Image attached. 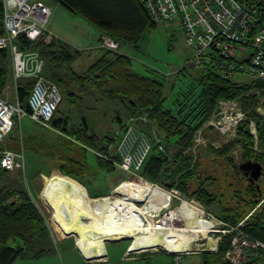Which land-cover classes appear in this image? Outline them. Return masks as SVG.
<instances>
[{"label":"trees","instance_id":"trees-1","mask_svg":"<svg viewBox=\"0 0 264 264\" xmlns=\"http://www.w3.org/2000/svg\"><path fill=\"white\" fill-rule=\"evenodd\" d=\"M58 1L100 29L98 47L100 54L81 71L76 68V63L85 52L64 40L54 38L50 43H45L42 39L32 42L24 34H20L17 37L20 47L25 50H37L40 53L45 60V75L57 84L60 91V87H64L70 99H76V92L70 88L77 85L79 87L78 95L91 87L111 99L127 103L133 114L131 118L140 116L145 110H149V121L142 123L140 128L151 139H154L155 135L160 136L165 141L168 152L173 147L174 162L169 164V154L162 155L154 149L140 171L141 176L150 182H160L161 178L165 176L161 182L164 186H177L185 194L195 196L208 205L218 203L221 208L218 213L216 212V215L219 218L230 225L239 223L251 209L264 199V175L259 181L251 182L239 168V164L248 159H257L264 165V116L255 110L250 113V118L257 124L260 150L254 149L255 140L250 133L249 122L245 121L239 126L237 137L233 141L218 149L209 147L206 151L207 154L210 153L224 159L229 166L228 170L231 169L233 174H228L234 181L229 184L227 192H219L220 188L217 186L215 181L217 178L214 175L201 172L200 167L203 160H199L197 166L195 165L196 168H191L186 151L191 146L195 131L208 119L219 99L247 95L242 98L245 105L249 101L255 104L256 96L249 92L253 88L264 87V82L254 79L240 82L231 79V77H224L215 71L205 73L203 70L189 65L185 66L186 69L182 66L175 78L182 80L184 77H191V82L180 87L169 104L168 93L174 87L171 85L170 76L151 69L147 73L137 72L130 55L120 52L119 48L111 50L101 45L103 36H110L119 43V47L121 43L140 46L146 31L158 23L153 20L148 9L140 0ZM3 19L4 6L3 1L0 0V35L4 33ZM187 67L191 69H187ZM47 68L51 70L49 75ZM11 71L10 51L6 47H0V96L3 95ZM33 86L32 78H22L18 81L17 97L28 113L31 112L29 96ZM166 101H168V105ZM56 112L51 120V125L63 133H68L81 145L59 140L48 146L47 150L51 155L59 158L60 164L57 168L64 173L63 175L73 177L82 183L85 175H92L84 157L87 148H92L100 153L98 167L102 171L114 172L116 166L106 161L104 155L108 154V148L110 144L114 143L115 136L111 137L110 142L105 139L109 136L99 138L96 133L89 132L86 122H84V126L71 129L68 126L67 117L57 118ZM118 121L123 125V119L120 116ZM17 123L14 127H17ZM149 126H152L155 133L150 132L152 129H149ZM10 134L7 139H17V143L13 146L9 142L8 147L18 149L23 146L25 148L22 137L18 139ZM16 145L19 146L16 147ZM238 145L243 147L244 152L241 160L237 162L230 154ZM77 148L81 151L78 152ZM75 154L80 156L77 157ZM114 155L119 159L117 153ZM204 171L206 173V170ZM6 172L9 171L1 169L0 178ZM262 204V211L251 216L245 230L264 241V201ZM230 239L231 235L228 234L219 243L216 251L203 252V260L199 262L228 264L223 260V255L230 246ZM54 245L55 241L47 220L32 201L28 191L0 187V264H13L18 258L40 259L51 252ZM263 263L264 251L244 264Z\"/></svg>","mask_w":264,"mask_h":264},{"label":"built area","instance_id":"built-area-1","mask_svg":"<svg viewBox=\"0 0 264 264\" xmlns=\"http://www.w3.org/2000/svg\"><path fill=\"white\" fill-rule=\"evenodd\" d=\"M2 1L4 33L0 35V47H6L10 51L12 74L5 85L3 95L0 96V170L12 172L24 170L26 167L25 149L23 147L13 149L6 145L7 136L17 120L21 121L29 116L33 121L51 128V120L62 102V95L57 84L45 75V60L40 53L33 49H22L17 42L20 34H24L32 42L47 35L51 36L48 32V23L52 15L51 6L44 0ZM140 1L146 6L154 21L184 31L186 42L192 50V56L186 62V66L203 70L205 73L215 71L224 77L244 74L251 79L264 82V0ZM101 45L111 50L119 48V43L110 36H104ZM22 78L34 80L33 90L29 96L30 113L25 110L17 97L18 81ZM10 90L16 91L15 102L8 98ZM258 110L262 111L261 106H258ZM149 113V110H145L142 115L123 123L111 145L119 156V160L114 163L131 176L139 177L141 181H148L141 176L140 171L154 149L157 153L168 155L167 145L160 136L155 135L154 139H151L137 126L136 121L142 123L149 121ZM245 121L249 122L250 133L255 140L254 149H257V124L255 120L247 117L241 100L219 99L211 115L197 129L193 142L186 151L192 156L191 168L199 162L203 150L208 146L206 132H217L229 140L237 137V130ZM104 157L107 158V155ZM236 161L240 160L236 159ZM150 183L165 191L169 197L165 206L153 212L152 218L157 226L161 227L166 219H171L178 229L186 228V219L189 216L187 214L198 211L199 220L208 228L206 234L200 231L201 235L193 240L203 241L202 250L216 251L223 236L230 234V246L223 255L224 261L228 264H244L264 251V241L245 230L249 217L259 205L251 209L239 223L230 225L209 212L200 199L185 194L177 186L166 187L159 182ZM115 189L112 192H115ZM175 201L178 203L174 204ZM168 229L170 227L160 228L163 231ZM210 233L213 236L215 233L219 234L215 239H211L208 236ZM74 236L77 247L87 260L107 259L106 250L99 256L87 255L78 243L77 235ZM124 239L131 240L125 257L161 249L175 255L179 263L180 256L196 253L190 252V249L172 253L162 246L132 248L134 239L131 237ZM108 241L114 240H106ZM209 241L212 243L210 248Z\"/></svg>","mask_w":264,"mask_h":264},{"label":"rangeland","instance_id":"rangeland-1","mask_svg":"<svg viewBox=\"0 0 264 264\" xmlns=\"http://www.w3.org/2000/svg\"><path fill=\"white\" fill-rule=\"evenodd\" d=\"M45 1L49 3L52 8V16L48 23V28L52 30L54 34L56 33L58 39L64 40L67 43L73 45L75 48H78L85 52L83 54V57L76 63V68L83 71L93 61V59L100 54V49L98 48L100 29L94 23L90 22L79 13H75L69 10L62 4L56 3L52 0ZM41 39L45 41V43H50L54 38L50 35H47ZM119 51L127 53L132 57L134 69L137 72L147 73L149 69H151L157 70L162 74L171 77V85H174V87L173 89H170V92L168 93L169 104H171L170 102L173 101V97H175L176 91L183 85L191 82V77H184L182 78V80H177L175 78L178 70L182 67V65H184L183 68H185L186 62H188L189 58L192 56V50L186 42L184 31H182L178 27L167 26L163 23H157L155 27L149 28L146 31L139 47L131 44L121 43ZM190 67H187V69ZM50 72L51 70L47 68L48 75L50 74ZM231 79L240 82L252 80L250 77L239 73L234 74ZM60 88L63 96V101L59 105V109L56 112V117H67L69 122L68 126L71 129H73L74 127L78 128L84 126V122H86L90 133H96L99 138L109 136V138L105 139L110 142L111 137H114L116 132L122 126L120 124L121 122L118 121V117L120 116L123 119V123H126L133 116L132 111L127 103L120 102L116 99H111L103 93L95 89L93 90V88L91 87H88L87 90H85L86 92H81L80 95H78L77 92L79 91V87L77 85H73L70 89L76 92V99H70L68 97V92L66 91V89L64 87ZM263 88L264 87L253 88L249 92V94L256 96L255 104L249 101L245 105L242 98L246 97L247 95H241L240 97H238L247 112L248 118H250V113L252 110H255L258 114L264 116ZM8 98L11 99V101L15 102L16 91L10 90ZM166 104L168 105V101H166ZM258 106H261L262 111L258 110ZM17 122V127H14V130L10 134V136L17 137L18 139H20V137L23 138V145L25 146L24 149L26 155V167L24 170L6 172L2 176V178H0V187H3L5 189L13 188L17 190H27L32 198V201L45 216L51 230L53 229L54 231V228L57 230L54 231L55 235L66 238L56 243L57 247L55 246L57 251L56 254H59V264H166L173 261L175 255H169L161 249L159 251H151L149 253H145L142 256L139 255V257L136 258H131L133 260H125L123 256H125L127 252V247L131 241L130 239L106 242L108 261H86L77 248L74 233L72 235L64 234L63 230L56 224V222H58L66 229V227L62 223L63 221L56 214L51 204L46 201L42 195L47 183L51 179H64L65 176L63 174L54 172V169L58 167L60 162L58 157H54L53 155H51L49 150H47L48 146H50V144L54 142H58L59 140H65L66 143L73 142L75 145L79 144L78 146L81 145L74 137H72L68 133H63L60 129H57L52 125L51 128L44 127L39 123L33 121L29 116L23 118L21 121L18 119ZM140 123L142 125V121H140ZM141 125L139 127H141ZM148 128L152 129L150 130V132L155 133V130L152 128V126H149ZM219 136H221V134L216 133V135H211L209 132H206L208 145H211L213 142L218 143ZM235 138L236 137H233L227 142L229 143ZM9 142H11L10 144L14 146L17 143V139H6L7 146L10 145ZM222 144L224 143H221L220 146ZM17 146L19 145H16V147ZM257 146V149L260 150L259 143H257ZM173 149L174 148L172 147L168 152L169 164H173L174 162ZM77 151L79 152L81 151V149L79 150L77 148ZM108 151L109 152L107 154V158L104 159L116 166V170L112 173L104 172L98 167V156L100 155L98 151H94L92 148H87V150H85L84 157L91 170L92 176L90 177L91 174H89V176L85 175V179H83L82 181L87 185L90 195L103 194L102 196L98 197L91 196L94 199L102 198L107 195H111L114 198L118 195V193L115 194V192L112 191H114L116 186L120 185L122 182L128 180L141 181L139 177L131 176L129 173L121 170L118 165L114 163V161H118L119 159L114 155L115 151L113 147H111V144L108 148ZM243 152V147L239 145L235 147L230 155L233 156L235 161L236 159L241 160L240 157L242 156ZM75 155L77 157L80 156L77 154ZM190 156L191 154L188 152V163H191L192 156ZM211 156L212 154L210 153L207 155L206 150L203 151L202 156H200L203 159L200 170L204 174H211L217 178V180L215 181L217 182V186L220 188L218 189L219 192H227L229 189V184L234 181V179H232L230 177V174L228 173H233L231 169L228 170L229 166L225 163L224 159L216 155H213V157H215V159H213V157ZM196 166L194 168H196ZM204 170H206V173ZM164 177L165 176H163L162 178ZM162 178L159 183L162 182ZM121 189L122 188L118 189L117 192H120ZM177 203V201L174 202V204ZM203 203L206 205L205 207L209 212H211L215 217H218V215L216 214L220 211L221 208L218 203H214L211 205H208L205 202ZM138 205H144V203L142 204V202H138ZM258 205L259 206L252 215L256 214L259 211H262V202ZM53 211L57 217L53 215ZM251 216L248 220H250ZM218 234L219 233H215V235L213 236V234L210 233L208 236L211 239H215ZM225 236L226 235H224L223 238ZM202 242L203 241L200 240L196 242L193 241L190 246V252L196 253L183 255V259L188 262L197 261V263L200 260H203L202 253L205 252V250L203 251L201 248ZM136 246H138V243ZM49 258L53 259L54 257L49 256L46 259L45 257L40 259L18 258L17 261L14 262V264H46L45 261Z\"/></svg>","mask_w":264,"mask_h":264},{"label":"bare ground","instance_id":"bare-ground-1","mask_svg":"<svg viewBox=\"0 0 264 264\" xmlns=\"http://www.w3.org/2000/svg\"><path fill=\"white\" fill-rule=\"evenodd\" d=\"M115 192L118 195L114 198L93 199L83 184L64 176L51 179L42 195L63 221L66 233L78 235V243L90 256L104 253L106 240L125 237L134 239L132 248L162 246L171 251H185L201 235L200 231L207 233L198 211L187 214L186 228L178 229L171 219H166L161 227L170 229L160 230L152 218L153 212L165 206L169 197L149 181L128 180L116 187ZM53 214L56 216L54 211Z\"/></svg>","mask_w":264,"mask_h":264},{"label":"crops","instance_id":"crops-1","mask_svg":"<svg viewBox=\"0 0 264 264\" xmlns=\"http://www.w3.org/2000/svg\"><path fill=\"white\" fill-rule=\"evenodd\" d=\"M45 1V0H44ZM52 1H55L56 3H59V1L58 0H52ZM49 4V3H48ZM60 4V3H59ZM52 16V15H51ZM50 21V20H49ZM48 32H49V34H51V36L53 37V38H57V36H56V33L54 34L53 32H52V30H50L49 28H48ZM100 34H101V31H100ZM99 38H100V36H99ZM98 43H100V41L98 42ZM11 74H12V71H11ZM10 78H11V76H10ZM136 122H138V125L140 126L141 125V123H140V121H136ZM137 125V126H138ZM138 126V127H139ZM140 128V127H139ZM211 135H213V134H215L216 135V133L217 132H214V131H211V132H209ZM219 134V133H218ZM228 140H227V138L225 137V136H219V142L218 143H215V142H213L211 145H208L206 148L207 149H205L206 151L209 149V147H213V148H215V149H218V148H220V147H222L224 144H227L228 142H227ZM233 141V140H232ZM227 142V143H226ZM221 143H224V144H222L221 146H220V144ZM239 146V145H238ZM205 150H203V151H205ZM209 152V151H208ZM243 154V153H242ZM208 155V154H207ZM202 156V155H201ZM211 157H213V155L211 156ZM210 157V158H211ZM241 158H242V156H241ZM213 159H215V157H213ZM203 159L202 158H200V161H202ZM112 173V172H111ZM89 176V175H88ZM92 175H90V177H91ZM69 177V176H68ZM73 178V177H72ZM75 179V178H74ZM84 179H85V177H84ZM75 180H77V179H75ZM78 182H79V180H77ZM117 182V181H116ZM79 183H81V184H83L85 187H86V189H87V191H88V187H87V185L85 184V183H82V182H79ZM116 185V184H115ZM114 185V186H115ZM88 193H89V191H88ZM90 195V194H89ZM103 194H94V195H90V196H93V197H98V196H102ZM54 215V214H53ZM55 216V215H54ZM56 217V216H55ZM56 224L63 230V232H64V234L66 235L67 233H66V230H65V228L61 225V224H59L58 222H56ZM51 229V228H50ZM54 231H57L55 228H54ZM53 231V229L51 230V232H52V234H53V238H54V241H55V245H54V250L52 251V252H49V253H47L46 255H44L43 257H45V259L47 258V257H51V256H53L54 258L53 259H51V258H49V259H47L46 261H45V263L46 264H59V254H56V243H58V242H60V241H62V240H64V239H66V238H64V237H60V236H58V235H55V232ZM77 245V244H76ZM56 246V247H55ZM106 246V245H105ZM78 248V247H77ZM79 249V248H78ZM105 250H106V247H105ZM79 251H80V249H79ZM154 251H159V250H154ZM149 252H151V251H149ZM149 252H143V253H141V254H138V255H134V256H130V257H125V256H123V258L125 259V260H127V259H131V258H136V257H139V255H143V254H145V253H149ZM164 252H166L167 254H169V255H173V254H171V253H168L167 251H165L164 250ZM80 253H81V255H82V257L86 260V261H88V262H103V261H108V254H107V259H105V260H99V261H96V260H94V261H89V260H87L84 256H83V254H82V252L80 251ZM58 255V256H57ZM186 255V254H185ZM43 257H41V258H43ZM31 259H33V258H31ZM44 260V259H43ZM131 260H133V259H131ZM135 260V259H134ZM180 262L178 263L177 261H176V256L173 258V261H171L170 263H166V264H171V263H174V264H196L197 263V261H193V262H188V261H186L185 259H183V255L182 256H180ZM17 261V260H16ZM15 261V262H16ZM14 264V263H13Z\"/></svg>","mask_w":264,"mask_h":264},{"label":"water","instance_id":"water-1","mask_svg":"<svg viewBox=\"0 0 264 264\" xmlns=\"http://www.w3.org/2000/svg\"><path fill=\"white\" fill-rule=\"evenodd\" d=\"M239 168L241 171H243L245 176L249 177L248 179L251 182L259 181L260 179H262V177L264 175V165L262 162H260L257 159H248V160L242 161L239 164ZM54 171L64 174L63 172H61L59 170V168H55ZM122 239H124V238L113 239V240H122ZM210 246H212V243L209 241V248H210ZM208 251H210V250H205V252H208ZM171 252L172 253H180L181 251H171Z\"/></svg>","mask_w":264,"mask_h":264},{"label":"flooded vegetation","instance_id":"flooded-vegetation-1","mask_svg":"<svg viewBox=\"0 0 264 264\" xmlns=\"http://www.w3.org/2000/svg\"><path fill=\"white\" fill-rule=\"evenodd\" d=\"M247 178H249L248 176H246ZM249 180V179H248Z\"/></svg>","mask_w":264,"mask_h":264}]
</instances>
